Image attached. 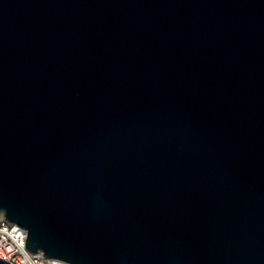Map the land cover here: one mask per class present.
<instances>
[{"label": "water", "instance_id": "95a60500", "mask_svg": "<svg viewBox=\"0 0 264 264\" xmlns=\"http://www.w3.org/2000/svg\"><path fill=\"white\" fill-rule=\"evenodd\" d=\"M0 220L70 264H264V0H0Z\"/></svg>", "mask_w": 264, "mask_h": 264}, {"label": "built area", "instance_id": "2783aa9c", "mask_svg": "<svg viewBox=\"0 0 264 264\" xmlns=\"http://www.w3.org/2000/svg\"><path fill=\"white\" fill-rule=\"evenodd\" d=\"M24 240L25 232L21 227L0 220V264H70L26 251Z\"/></svg>", "mask_w": 264, "mask_h": 264}]
</instances>
